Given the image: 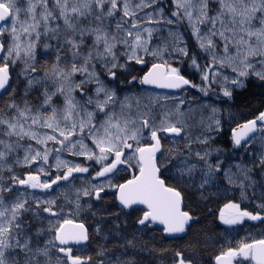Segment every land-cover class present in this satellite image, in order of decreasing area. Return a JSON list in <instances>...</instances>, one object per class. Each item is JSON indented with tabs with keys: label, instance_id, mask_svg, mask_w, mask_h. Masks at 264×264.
Listing matches in <instances>:
<instances>
[{
	"label": "snow or ice",
	"instance_id": "1",
	"mask_svg": "<svg viewBox=\"0 0 264 264\" xmlns=\"http://www.w3.org/2000/svg\"><path fill=\"white\" fill-rule=\"evenodd\" d=\"M0 264H264V0H0Z\"/></svg>",
	"mask_w": 264,
	"mask_h": 264
},
{
	"label": "trees",
	"instance_id": "2",
	"mask_svg": "<svg viewBox=\"0 0 264 264\" xmlns=\"http://www.w3.org/2000/svg\"><path fill=\"white\" fill-rule=\"evenodd\" d=\"M245 235V233L244 232H241V236H244ZM253 235H255V232L253 233Z\"/></svg>",
	"mask_w": 264,
	"mask_h": 264
}]
</instances>
